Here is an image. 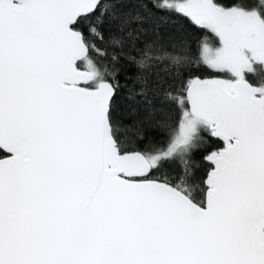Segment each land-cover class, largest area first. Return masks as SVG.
Masks as SVG:
<instances>
[{"label": "snow or ice", "instance_id": "1", "mask_svg": "<svg viewBox=\"0 0 264 264\" xmlns=\"http://www.w3.org/2000/svg\"><path fill=\"white\" fill-rule=\"evenodd\" d=\"M182 20L216 46L122 83ZM0 264H264V0H0Z\"/></svg>", "mask_w": 264, "mask_h": 264}, {"label": "trees", "instance_id": "2", "mask_svg": "<svg viewBox=\"0 0 264 264\" xmlns=\"http://www.w3.org/2000/svg\"><path fill=\"white\" fill-rule=\"evenodd\" d=\"M205 38H207V41L213 46H216V39L211 34L206 33L205 30L198 29L196 26L191 25L186 20H182L179 22H170L160 29L159 40L163 43L164 48L169 53H175L176 55L185 58L183 64L177 66L172 63L171 59L165 58L162 61H152V66L150 67H147L145 69H138L135 65L129 64L128 61L122 59L121 67L123 68V71L120 73L119 78L123 83L126 76L133 77V79L128 80V84L129 86L138 87L139 85L134 84V79L138 75L142 78H147L150 84L154 83L157 80V77H159L162 82L164 80H167L170 77V73L175 71H185V74L187 75V65L189 63V58L195 59L196 57H198L200 45L205 41ZM148 39L155 40L157 39V37L149 34ZM126 51L130 52L131 55L139 58L138 52L130 49H126ZM164 66L169 67V72H165L162 70ZM193 74L199 75L202 78L209 75V73L207 72L198 71L195 69L193 70ZM126 94V91L122 92L121 96L117 100L115 112V115L117 117L123 118L125 105L127 103V101L124 99V96ZM153 102L159 104V98H153ZM155 119L156 121H160L166 119V117L161 113H157ZM174 120L175 118L173 117V122ZM129 122L130 121H128L127 119L124 120L125 124ZM145 136L152 137L154 141H164L168 136V132L166 129H151L145 132ZM220 146L221 145H214L213 147L215 148ZM204 154L205 150L201 149L192 155L191 182L194 184L199 183L204 178L206 171L208 170L206 162L203 160ZM179 170V164L173 165L170 169L173 176H175L176 173L179 172Z\"/></svg>", "mask_w": 264, "mask_h": 264}]
</instances>
